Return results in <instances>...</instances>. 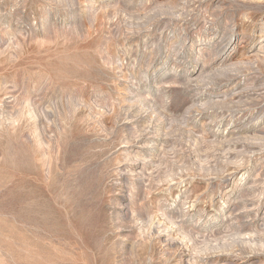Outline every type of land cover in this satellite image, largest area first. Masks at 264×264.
Here are the masks:
<instances>
[{
	"label": "rangeland",
	"instance_id": "rangeland-1",
	"mask_svg": "<svg viewBox=\"0 0 264 264\" xmlns=\"http://www.w3.org/2000/svg\"><path fill=\"white\" fill-rule=\"evenodd\" d=\"M0 264H264V0H0Z\"/></svg>",
	"mask_w": 264,
	"mask_h": 264
}]
</instances>
